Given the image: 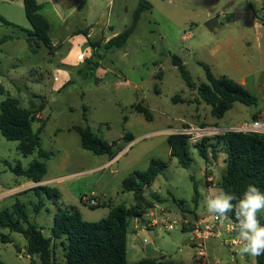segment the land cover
<instances>
[{"label": "rangeland", "instance_id": "1", "mask_svg": "<svg viewBox=\"0 0 264 264\" xmlns=\"http://www.w3.org/2000/svg\"><path fill=\"white\" fill-rule=\"evenodd\" d=\"M148 1L153 9L141 14L124 47L106 49L99 45L103 41L96 40L99 55L94 56L85 53L91 46H74L64 67L60 65L61 55L71 47L67 37L74 30L91 27L95 38L120 34L132 24L139 0H38L43 5L40 13L50 22L52 42L60 46L53 52L42 43L37 47L33 41L35 53L27 41V31L32 26L25 14L24 0H0V16L9 22L0 20V39L10 37L0 43V106L12 97L22 107L30 108L31 102L39 106L44 98L47 104L36 114L33 127L40 133L43 150L51 154L49 160L40 158L37 152L24 155L19 142L1 137L0 213L12 212L16 204H22L31 222L41 227L45 236L51 233L58 208L74 207L84 220L96 222L107 218L119 205L132 206L134 196L122 192V182L136 171H146L152 160L160 161L165 164L164 171L146 194L149 198L155 193L160 197V202H155L158 218L164 214L178 226L131 233L129 247L130 241H136L139 256L147 257L142 246L152 244L164 253L155 257L164 264H197L190 225L205 219L207 223L201 229L205 230L207 224L216 226L206 209L205 175L215 173L217 180L213 183H217L225 171L224 156L220 152L214 165L212 152L208 163L191 146L190 167L183 168L170 156L168 138L181 134L191 123L239 129L244 122L255 120L254 115L259 114L256 112H264V0ZM213 18L217 23L210 29L206 23ZM258 39L263 42V54L256 43ZM79 53H85V61L78 60ZM173 56L183 60L197 86L207 82L203 64L217 77L226 76L236 82L247 78L245 87L256 96L257 106L237 102L223 119L213 117L211 107L201 101L197 89L187 86L173 65ZM92 57L99 66L84 69ZM159 72L160 80L155 78ZM64 79L70 83L59 88L58 82ZM137 105L148 110L150 119L135 111ZM197 109L201 117H195ZM77 127L88 128L108 142L126 133L134 141L123 143L125 151L109 163V155H98L82 146ZM213 137H208L212 139L209 143H215ZM35 161L47 166L41 183L17 173ZM209 164L213 170H209ZM92 201L97 205L93 206ZM41 202L43 207L35 212ZM183 219L191 221L184 228ZM219 224L222 237L216 236L217 226L206 241L210 260L219 264H259L256 257L237 255V246L232 245L238 238L237 229L234 227L231 235L225 229L232 222ZM1 232L12 241L5 244L0 240L2 261L31 264L25 250L26 238L9 229ZM57 253L61 255V250ZM132 258L129 254L128 262ZM35 260L41 264L39 258Z\"/></svg>", "mask_w": 264, "mask_h": 264}, {"label": "trees", "instance_id": "2", "mask_svg": "<svg viewBox=\"0 0 264 264\" xmlns=\"http://www.w3.org/2000/svg\"><path fill=\"white\" fill-rule=\"evenodd\" d=\"M24 8L32 26V30L27 31V41L31 51L33 53L37 51L32 47L34 41L37 47L42 43L55 52L56 47L50 36V22L40 13L42 5L38 0H24ZM152 9L153 6L148 0H139L132 24L122 33L109 39L104 47L106 49L124 47L136 30L141 14ZM0 20L9 24L2 16ZM9 38L3 37L0 43ZM172 62L180 71L187 86L197 89L201 101L211 107L213 117L223 119L237 102L250 107L257 106L256 96L246 87L226 76L216 77L208 65L203 64L207 82L197 86L181 58L173 56ZM88 63L89 70L96 65L99 66L94 57ZM155 78L160 80L162 72H159ZM46 104L47 101L44 98L39 106L31 102L30 108L22 107L16 98L9 97L3 101L0 106V139L3 136L7 140L19 142V150L24 155H33L37 152L40 158L49 160L51 154L43 150L40 133L33 127L37 121L36 114L42 112ZM135 111L150 119L148 110L141 105H137ZM254 119H258L256 114ZM76 130L81 135L82 146L85 149L98 155L107 154L110 159L116 158L124 150L123 143L128 145L134 141L130 133H126L117 141L108 142L95 136L88 128L77 127ZM210 140L212 139L207 137L192 144L191 135L172 134L168 138L170 156L177 159L183 168H189L192 160L191 146L198 149L200 156L206 162L209 160L210 152L214 159L218 158L220 152L224 153L226 171L218 182L219 188L237 197L242 195L249 184L255 185L264 192V134L229 131L213 137L215 143H209ZM164 167L163 162L152 160L146 171H136L126 178L122 182V192L132 193L134 204L130 207L119 205L102 220L89 222L84 220L81 213L74 207L58 208L54 213V224L50 236H45L43 229L31 222L25 207L18 203L12 212L5 210L0 213V240L5 244L12 242L9 236L1 232L2 229L22 234L27 240V253L31 264H36L35 257L40 259L41 264H130L127 259V237L130 224L134 219L143 218L148 210L155 206V202H160V198L156 195L147 197L146 192L156 178L163 173ZM46 172V164L40 161L33 162L27 170H17L18 174L26 176L33 183H41ZM195 191L198 197L196 185ZM42 207L41 202L36 206L35 212L40 211ZM229 216L230 221L236 226L234 215L230 213ZM259 219L264 224V217L261 214ZM58 249L61 250V255L57 253ZM256 260L259 264H264V255L256 257ZM0 264L6 263L0 258ZM133 264L164 263L157 258H143Z\"/></svg>", "mask_w": 264, "mask_h": 264}, {"label": "crops", "instance_id": "3", "mask_svg": "<svg viewBox=\"0 0 264 264\" xmlns=\"http://www.w3.org/2000/svg\"><path fill=\"white\" fill-rule=\"evenodd\" d=\"M39 4H41V3H39ZM42 5V4H41ZM42 8H43V5H42ZM42 10V9H41ZM94 35H95V32H94V30L93 29H91V27H84V28H77V30H74L72 33H71V35H69L67 38V40H68V42L69 43H71L72 45H71V47L66 51V53H64V54H62L61 55V60H60V65L61 66H66L67 65V63H68V61H69V59H70V57H69V55H70V53H71V51H72V49H74V46L75 47H77V48H79L80 46H82V45H89V46H91V47H89L90 48V50H88V51H86L85 53H88V52H90V53H93L94 55L95 54H97L98 55V52H99V47H97V46H95V44H99V43H96L97 41H103L102 42V44H99L100 45V47L101 46H104L105 44H106V42L109 40V39H111L112 37H114V36H116V35H118V33H115V34H113V36L111 35V36H109L108 38H106L105 36H101V37H94ZM97 40V41H96ZM264 42V41H263ZM263 42H262V40H260V39H258V40H256V43H257V45H258V47H259V49H260V52L263 54V49H262V45H263ZM59 44V43H58ZM54 45V44H53ZM98 45V46H99ZM55 47H56V49L57 48H59V46H57V45H54ZM56 51V50H55ZM85 53H79L78 54V60H81V61H85L86 60V55H85ZM87 66H89V63L87 62L86 63V67H84V69H88L89 70V67L87 68ZM236 68H240L238 65H236ZM217 77V76H216ZM59 84H58V87L59 88H61V87H64V86H66L67 84H69L70 83V81L69 80H67V79H64V81L62 80V82H58ZM238 83H240L241 85H243L244 87L247 85V78H243L242 80H239L238 81ZM196 100V99H195ZM198 102H200L199 100H198ZM199 111H198V109L196 110V113H195V117L197 116V117H201V115H199V113H198ZM256 113H259L258 114V118H260V117H263L264 116V112H261V111H258V112H256ZM244 123H246V122H244ZM191 126H196V125H193V123H191ZM219 127V126H218ZM221 128H224V127H221ZM224 129H228V128H224ZM233 129V128H232ZM228 130H231V129H228ZM125 151V149L122 151V152H124ZM121 152V153H122ZM120 153V154H121ZM119 154V155H120ZM223 154V164H224V170L226 171V169H225V154L224 153H222ZM118 155V156H119ZM118 156L116 157V158H114V159H112V160H110V162L109 163H112L115 159H117L118 158ZM216 160H218V159H215L214 160V162H213V164L215 165L216 164ZM209 163V162H208ZM212 164V165H213ZM209 166L211 167V168H209V170H211L212 169V166H211V164H209ZM213 170V169H212ZM225 171H224V173H225ZM223 173V174H224ZM206 174V173H205ZM210 174V173H209ZM205 175V185H206V187H207V189L208 188H214V187H218V182L221 180V177H222V175H221V177H220V179L217 181V183H213V180H217V179H215V176H216V174L215 173H213V174H210V175ZM219 188V187H218ZM155 195H157L156 193H155ZM198 199H199V197L201 196L200 195V193H199V191H198ZM157 197L158 198H160L158 195H157ZM158 206L155 204V206L152 208V209H149L148 210V212L144 215V217L143 218H141V219H134V220H132V222H131V224H130V229H129V234H131V233H138L139 231H144L145 232V230H146V232L147 231H149L151 228H153V229H155V228H158V227H160V228H162V226L164 227V228H171V227H177L178 225L177 224H175L174 222H172V223H170L169 222V220H168V218L163 214L160 218H158V216H157V213H156V208H157ZM263 215V214H262ZM264 217V216H263ZM184 218V217H183ZM142 221V224H140V222L139 221ZM204 222H206L207 223V220H205V219H201V221L200 222H198V223H191V221H189L188 219H183V223H182V228H184V226L185 225H189L190 223H191V228L192 229H194L193 230V246H194V248L196 249V247L198 246V244L200 243V241H198V239L196 238V236H195V229H198V228H200L201 229V225L204 223ZM215 227H213V226H210L209 224H207L206 225V228L205 229H207V228H214V229H216V227L218 228V231L216 232V236L217 237H222V231L220 230V228L221 227H219V223H215ZM232 225H234L233 223H232ZM232 225H227L226 227H225V229L227 230V235H231V232H233L234 230H235V228L234 227H236L235 225L234 226H232ZM148 227V228H147ZM201 230H203V229H201ZM51 234V233H50ZM129 234H128V236H129ZM50 236V235H49ZM211 238V237H210ZM210 238L208 239V240H210ZM130 243H131V246L129 247V241H128V237H127V259H129V254H131V256L133 257L132 259V261H131V263L130 264H133V263H135V262H137V261H139V260H141V259H143V258H155V257H157V255H163L164 253L163 252H161V251H158V250H156L155 248H153V245L152 244H150V245H143L142 246V248H143V251L148 255L147 257H142V256H139V250L137 249V244H136V241H134V240H132V241H130ZM205 244H206V241H205ZM25 250L27 251V246H26V248H25ZM25 250H23V251H25ZM21 253H24V252H21ZM196 254H197V249H196ZM209 255V254H208ZM196 256V255H195ZM28 257L30 258V256L28 255ZM210 257V256H209ZM35 258H38V257H35ZM211 259V258H210ZM130 261V260H129ZM212 261V260H211ZM215 263H217V262H215ZM217 264H219V263H217Z\"/></svg>", "mask_w": 264, "mask_h": 264}, {"label": "clouds", "instance_id": "4", "mask_svg": "<svg viewBox=\"0 0 264 264\" xmlns=\"http://www.w3.org/2000/svg\"><path fill=\"white\" fill-rule=\"evenodd\" d=\"M206 209L218 222L230 221L233 214L236 222L237 255L258 257L264 255V224L259 215L264 212V192L249 184L241 196L228 193L222 188L206 190Z\"/></svg>", "mask_w": 264, "mask_h": 264}, {"label": "built area", "instance_id": "5", "mask_svg": "<svg viewBox=\"0 0 264 264\" xmlns=\"http://www.w3.org/2000/svg\"><path fill=\"white\" fill-rule=\"evenodd\" d=\"M263 13H264V9H263ZM234 130L264 134V117H260L256 120H253L251 123H243L239 129H234ZM225 132H229V130L218 126H210V127L190 126L189 128H185L184 130H182L181 134L191 135V140L196 141L205 137H213V136L221 135ZM91 204L93 206L97 205L96 201H92ZM214 222L219 223L215 218H214ZM212 230L213 228H207L205 230H201L200 228L195 229V236L198 239V241H200V243L196 247L197 254L195 258L197 264H217V263H213L210 260L205 244V241H207L211 237ZM233 241H232V245L235 246Z\"/></svg>", "mask_w": 264, "mask_h": 264}, {"label": "water", "instance_id": "6", "mask_svg": "<svg viewBox=\"0 0 264 264\" xmlns=\"http://www.w3.org/2000/svg\"><path fill=\"white\" fill-rule=\"evenodd\" d=\"M216 23H217V19H216V18H213V19H210V20L206 23V25H207L208 28L213 29V28L215 27ZM229 131H238V130L231 129V130H229Z\"/></svg>", "mask_w": 264, "mask_h": 264}]
</instances>
